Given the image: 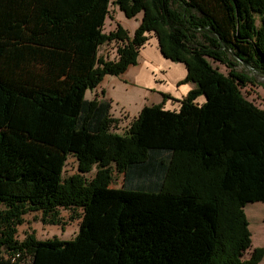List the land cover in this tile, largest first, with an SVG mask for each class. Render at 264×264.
<instances>
[{"label": "trees", "instance_id": "1", "mask_svg": "<svg viewBox=\"0 0 264 264\" xmlns=\"http://www.w3.org/2000/svg\"><path fill=\"white\" fill-rule=\"evenodd\" d=\"M111 4L141 12L132 35L104 31ZM148 32L194 87L118 132L104 92L85 94ZM111 41L116 59L98 54ZM240 63L264 74V0H0V264H258L244 206L264 201V106ZM60 208L81 209L73 238H17L26 213L61 224Z\"/></svg>", "mask_w": 264, "mask_h": 264}, {"label": "rangeland", "instance_id": "2", "mask_svg": "<svg viewBox=\"0 0 264 264\" xmlns=\"http://www.w3.org/2000/svg\"><path fill=\"white\" fill-rule=\"evenodd\" d=\"M110 17H106L104 23V31L108 32L115 28V24L119 23L122 27L128 30L132 35L134 29L139 25L141 19V12L136 16L127 18L124 13L113 4L109 7ZM148 39L143 46L139 48L138 63L131 66L129 72L137 70V68L148 69L151 72L152 81L149 85L143 86L141 82L132 78L131 73L126 75H106V79L102 84V88L95 92L94 90H87L86 97H94V94L102 96V91L105 96H108L111 101V114L119 118V122L115 127V131L122 132L127 121V114L132 117L142 106L162 103L166 100L164 93L174 91V89L181 88L185 85L183 83L177 84L175 80L185 73V66L182 62L172 61L162 55L159 50L157 38L153 32H148ZM120 43L111 41L99 47L98 54L104 56L106 59H116V48ZM214 66L219 67L222 71H227L224 65L219 62L212 61ZM238 70H245L249 72L254 78V83L249 84L242 91L249 100H252L256 105L264 106V74L256 73L249 70L243 64H238ZM146 75H144V78ZM127 113V114H126ZM76 162L74 158L69 157L65 169L64 176L76 173ZM95 172V167L90 172L84 174L88 180ZM122 182V175L116 171L113 172L112 187H120ZM247 219L249 221V229L251 232L252 247L260 246L264 248V201L248 202L244 206ZM81 209H59V218L61 224L46 223L41 219L40 211H32L26 213L23 218L24 221L18 226L17 238L23 239L25 233L34 232L38 239H49L57 237L60 239H71L78 231V224L80 221ZM262 238V239H259ZM259 239V240H257ZM248 256V252L244 257ZM258 264H264V257Z\"/></svg>", "mask_w": 264, "mask_h": 264}, {"label": "crops", "instance_id": "3", "mask_svg": "<svg viewBox=\"0 0 264 264\" xmlns=\"http://www.w3.org/2000/svg\"><path fill=\"white\" fill-rule=\"evenodd\" d=\"M131 66H133V65H129L127 67V69L120 75L123 76V75H126V73H131V72H129L130 69H132ZM131 74H132L131 77L134 78L135 80H138L139 82H141V84H143V86L147 87V85H149L148 83H150L152 81L151 72L149 73L148 69L146 67H144V68L140 67V68H137V70H132ZM185 74H186V68H185V73H183V75L181 77H179L178 79L175 80V82H176L175 84L177 86H179L177 84V82L180 81L182 78H184ZM144 75H146L145 78H144ZM105 79H106V76H104L101 83L95 88V92L97 91V89L100 90L102 88V84L105 81ZM183 85H185V86L178 88V89H174V91H171V92L169 91V92L164 93V94H167V97L165 98L166 100L164 101V107L165 108L177 109L179 106V100L184 98L186 96V94L188 93V91L194 87V83H192V82H185V83H183ZM94 97L100 98V96L96 95V94H94ZM105 97L110 100V98L108 96H105ZM90 98H93V97H90ZM203 101H204L203 95L199 96L197 98L198 103H202ZM137 113L135 115H133L132 117L136 116ZM127 116H128L127 121L132 118L128 114H127ZM114 117H116V116H114ZM259 239H262V238L259 237ZM259 239H257V240H259Z\"/></svg>", "mask_w": 264, "mask_h": 264}]
</instances>
